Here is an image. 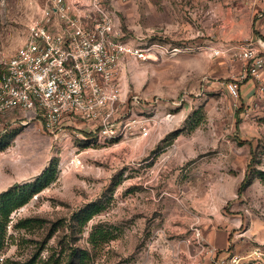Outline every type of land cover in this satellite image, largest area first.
<instances>
[{"label":"rangeland","instance_id":"1","mask_svg":"<svg viewBox=\"0 0 264 264\" xmlns=\"http://www.w3.org/2000/svg\"><path fill=\"white\" fill-rule=\"evenodd\" d=\"M104 2L124 46L115 131L1 118L0 193L55 177L12 212L0 264H264V73L244 56L264 53V0ZM42 3L0 0V62ZM213 222L232 228L225 253L204 235Z\"/></svg>","mask_w":264,"mask_h":264},{"label":"built area","instance_id":"2","mask_svg":"<svg viewBox=\"0 0 264 264\" xmlns=\"http://www.w3.org/2000/svg\"><path fill=\"white\" fill-rule=\"evenodd\" d=\"M118 35L104 0H43L27 23L23 43L0 62V121L18 110L41 116L44 127L55 131L77 116L101 123L99 140L113 136L106 110L122 94L116 78L124 46ZM244 56L248 72L260 77L264 53L250 49ZM149 131L144 125L143 134ZM72 163L79 166L82 159L76 156Z\"/></svg>","mask_w":264,"mask_h":264},{"label":"trees","instance_id":"3","mask_svg":"<svg viewBox=\"0 0 264 264\" xmlns=\"http://www.w3.org/2000/svg\"><path fill=\"white\" fill-rule=\"evenodd\" d=\"M54 169L47 168L40 176H38L33 182H26L21 185H15L6 191L0 193V256L5 242L6 225L10 220V216L14 210L27 203L34 194L40 192L54 179ZM264 176V171L261 172ZM248 183V178L245 177L241 189ZM95 211H91L86 214L85 220L92 217ZM23 264H30L25 262Z\"/></svg>","mask_w":264,"mask_h":264},{"label":"crops","instance_id":"4","mask_svg":"<svg viewBox=\"0 0 264 264\" xmlns=\"http://www.w3.org/2000/svg\"><path fill=\"white\" fill-rule=\"evenodd\" d=\"M89 125L93 126L95 125V122H90ZM60 128H62V126ZM203 231L208 242L214 244L218 248V251H222L224 253L225 251L227 252V244L232 239V228L230 224L225 222L224 224L218 226L215 222H213V224H208L207 227H204ZM222 252L217 258L222 257ZM205 264L215 263L208 261Z\"/></svg>","mask_w":264,"mask_h":264}]
</instances>
